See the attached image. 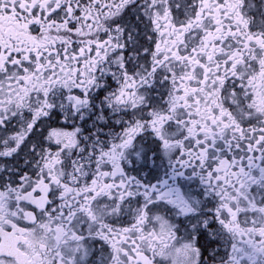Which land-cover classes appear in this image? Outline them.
<instances>
[{"label":"snow or ice","instance_id":"1","mask_svg":"<svg viewBox=\"0 0 264 264\" xmlns=\"http://www.w3.org/2000/svg\"><path fill=\"white\" fill-rule=\"evenodd\" d=\"M0 264H264V0H0Z\"/></svg>","mask_w":264,"mask_h":264}]
</instances>
